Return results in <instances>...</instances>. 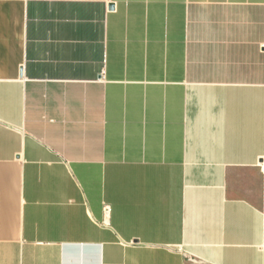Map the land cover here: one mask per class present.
Listing matches in <instances>:
<instances>
[{
  "label": "crops",
  "instance_id": "0c3cea01",
  "mask_svg": "<svg viewBox=\"0 0 264 264\" xmlns=\"http://www.w3.org/2000/svg\"><path fill=\"white\" fill-rule=\"evenodd\" d=\"M263 167L264 0H0V264H264Z\"/></svg>",
  "mask_w": 264,
  "mask_h": 264
},
{
  "label": "built area",
  "instance_id": "2783aa9c",
  "mask_svg": "<svg viewBox=\"0 0 264 264\" xmlns=\"http://www.w3.org/2000/svg\"><path fill=\"white\" fill-rule=\"evenodd\" d=\"M263 169H264V167H263ZM108 211H109V207L107 205H105L104 206V213H105V215H107Z\"/></svg>",
  "mask_w": 264,
  "mask_h": 264
}]
</instances>
